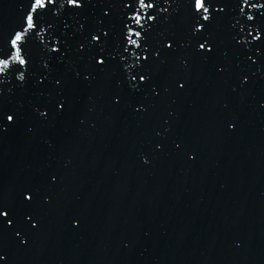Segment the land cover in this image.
Returning <instances> with one entry per match:
<instances>
[{
  "label": "water",
  "instance_id": "water-1",
  "mask_svg": "<svg viewBox=\"0 0 264 264\" xmlns=\"http://www.w3.org/2000/svg\"><path fill=\"white\" fill-rule=\"evenodd\" d=\"M231 35L31 185L49 200L26 247L6 240L8 264H264V67L237 66Z\"/></svg>",
  "mask_w": 264,
  "mask_h": 264
},
{
  "label": "snow or ice",
  "instance_id": "snow-or-ice-1",
  "mask_svg": "<svg viewBox=\"0 0 264 264\" xmlns=\"http://www.w3.org/2000/svg\"><path fill=\"white\" fill-rule=\"evenodd\" d=\"M15 3L19 11L17 21L6 32L0 27V98L5 90L23 88L29 82L41 88L51 83L59 90L56 93L59 99L53 103L57 109H64L67 80L57 66H64L70 56L77 67L83 65L81 71L74 72L76 79H95L89 68L102 72L115 66L119 74L113 76L112 82L121 89L113 93L116 103L121 102L125 90L134 95L147 89L159 95L152 66L158 65L157 71H163L166 54L182 47L185 37L194 49L203 50L199 54L214 55L217 40L209 27L225 16L232 20L230 40L236 65L255 66L259 61L264 67V3L253 0H15ZM177 3L182 12L179 28L184 35L162 32L160 39L154 40L151 33L160 24L175 21L173 5ZM224 56H228L227 50ZM216 70L227 69L220 63ZM241 79L248 82L250 74L242 72ZM178 87L183 89L185 82ZM261 104L264 105V98ZM48 114L47 109L40 113L45 118ZM20 119L19 111L0 102V132ZM228 127L235 124L229 122ZM38 199L47 201L49 194L36 186L21 187L9 198L0 196V264H8L9 237L20 248L29 244L30 233L39 226L35 211ZM72 223L77 224L78 220L73 219Z\"/></svg>",
  "mask_w": 264,
  "mask_h": 264
}]
</instances>
